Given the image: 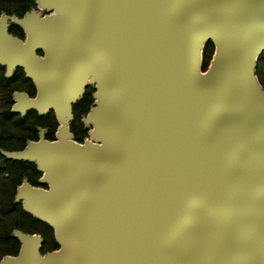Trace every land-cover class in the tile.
<instances>
[{
    "label": "water",
    "instance_id": "obj_1",
    "mask_svg": "<svg viewBox=\"0 0 264 264\" xmlns=\"http://www.w3.org/2000/svg\"><path fill=\"white\" fill-rule=\"evenodd\" d=\"M53 4L67 18L34 28L49 59L13 43L15 61L41 88L33 106L69 113L87 68L100 65L97 78L111 79L105 95L113 103L101 124L110 143L89 151L97 172L67 140L39 152L45 163L60 158L49 173L59 201L33 191L31 206L55 228L76 215L57 231L62 251L53 264H249L237 237L264 229L256 217L264 210V102L250 100L242 56L264 45V0ZM72 17L84 25L81 35ZM214 36L224 42L222 64L203 81L195 47ZM37 245L10 264H44Z\"/></svg>",
    "mask_w": 264,
    "mask_h": 264
},
{
    "label": "rangeland",
    "instance_id": "obj_2",
    "mask_svg": "<svg viewBox=\"0 0 264 264\" xmlns=\"http://www.w3.org/2000/svg\"><path fill=\"white\" fill-rule=\"evenodd\" d=\"M54 0H35L34 6L23 16L2 13L0 16V64L5 67V76L14 77L11 86H20L21 90L12 92L11 110L25 116L28 111L35 110L44 116L45 126L38 127V139L29 140L22 150H2V156L9 160L27 161L36 165V170L29 173L37 182L34 184L24 178L19 185L13 180H4V170L10 168L9 163L0 157V264L19 262L37 243L36 258L44 264H53L60 256L62 244L55 226L41 215L34 202L33 191L48 192L52 189L49 175L58 169L59 157L48 160L40 157L43 145H55L62 140H70L83 151H90L93 144L100 142L101 124L105 115L112 109L113 103L105 95L106 82L97 78L92 71L85 83L83 92L71 103L70 112L61 114L55 107L41 111L33 106L41 88L37 81L29 75L26 66L15 61L14 42L26 49L34 48L42 60H46V52L34 37V28L57 17ZM13 30V32L11 31ZM224 42L219 37H210L202 51V69L206 71L220 56ZM256 80L264 88V47L261 48L253 67ZM3 88H0V111L4 106ZM52 135V137H48ZM13 171V169H12ZM249 264H264V229L252 237V247L245 252Z\"/></svg>",
    "mask_w": 264,
    "mask_h": 264
},
{
    "label": "trees",
    "instance_id": "obj_3",
    "mask_svg": "<svg viewBox=\"0 0 264 264\" xmlns=\"http://www.w3.org/2000/svg\"><path fill=\"white\" fill-rule=\"evenodd\" d=\"M35 4V0H0V16L2 13L23 17ZM13 32V30H11ZM14 77L5 76V67L0 64V88H3L4 106L0 111V157L2 150L14 151L22 150L29 140L38 139V127L45 126L44 116L37 114L35 110H30L25 116L11 110L13 104L12 92L21 90L20 86H11ZM52 137V135L48 136ZM10 168L4 170V180H13L15 185H19L24 178L36 183L29 170H36V165L32 162L9 160L4 158ZM13 169V171H12Z\"/></svg>",
    "mask_w": 264,
    "mask_h": 264
},
{
    "label": "bare ground",
    "instance_id": "obj_4",
    "mask_svg": "<svg viewBox=\"0 0 264 264\" xmlns=\"http://www.w3.org/2000/svg\"><path fill=\"white\" fill-rule=\"evenodd\" d=\"M54 7L57 9V17H55V20H62V19H66L67 16L65 14V9L62 6L59 5H54ZM69 20L72 23V28L73 30L78 33V35L82 34L83 31V24L80 23V21L77 18H69ZM45 26H47V23H45ZM207 41V39L205 37H201L195 47V53H194V63H193V69L195 72V75L203 80V81H208L211 80L217 73L219 67L222 64V55L218 56L217 59L214 61V63H212V65L210 66V68L206 71H203L202 69V51L203 48L205 46V42ZM264 45H260L257 46L256 48H251L247 51V53H245L242 56V62L244 65V71H245V78L247 80V82H249L250 84H252L253 86V93L252 96L250 98L251 101L254 100H260L264 102V88L259 84V82L256 80V77L253 73V67L256 63V60L259 56V54L261 53V48H263ZM42 48L45 50L46 52V60L49 59L52 56V52L49 51L47 49V47L45 45H42ZM104 66L100 65L95 67L94 69H89L87 68V72L84 75V84H83V89L85 87V83L89 78V75L92 71L98 73L101 72L103 70ZM106 84H112V81L110 78H106ZM82 89V91H83ZM81 91V92H82ZM81 93H73L72 97L68 100V103L71 104L73 101L76 100V98L80 95ZM57 107V104L53 105ZM100 142L101 143H97V145H109L110 143V137L108 136V134L104 133H100ZM68 143L72 144L76 149H78L79 154H81L84 158V160L86 161L87 165L94 171L97 172L100 168V162L98 160H92L90 152L89 151H83L81 148H79L76 144H74L72 141L67 140ZM51 170L49 169L48 173H50ZM46 195L48 196H52L54 203H57L59 201V197L56 194V184L52 185V189L48 192H46ZM256 217L259 220H262L263 222L260 223L259 227H264V210L263 211H256ZM76 215L71 213L66 215L62 222L60 223V225H57V231H61L62 229H66L69 226L72 225V223L75 221ZM196 221H194V223H192V226L194 227ZM218 232L222 235H226L228 236L229 240H233L236 238V235L234 233H230L228 231V229H226V227H220L218 229ZM237 240L242 244L247 246L248 248L252 247V235H248L246 233H241V235L239 237H237ZM62 251V250H61ZM242 262V260H238V264H240ZM246 264V263H243ZM248 264V263H247Z\"/></svg>",
    "mask_w": 264,
    "mask_h": 264
}]
</instances>
